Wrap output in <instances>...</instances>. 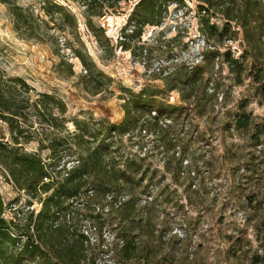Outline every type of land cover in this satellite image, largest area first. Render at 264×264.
I'll use <instances>...</instances> for the list:
<instances>
[{
  "label": "rangeland",
  "instance_id": "1",
  "mask_svg": "<svg viewBox=\"0 0 264 264\" xmlns=\"http://www.w3.org/2000/svg\"><path fill=\"white\" fill-rule=\"evenodd\" d=\"M11 1L49 24L41 27L43 35L28 37L24 30L16 28L10 4L0 1V68L7 78H21L27 83V87L21 88L24 103L28 98L42 108L47 106L46 110L58 120L56 126H44L36 110L30 107L22 143L15 144L10 123L0 116V141L22 152L36 153L49 165L55 161L51 150L41 149L38 140L44 138L49 143L61 139L67 142L63 151L66 155L58 169L65 164L68 168L75 161V156L68 155V148L71 145L76 149L73 135L81 131L76 120L94 133L102 130L105 134L108 125L122 123L125 102L133 93L153 91L156 96L152 108L142 112L144 118L153 117L160 103L177 108L166 115L168 118L162 117L163 128L154 132L139 126L118 132L115 141L120 154L144 158L142 171L148 172V176L139 186L140 191H145L142 204L153 200L156 207L153 213L160 235L156 241L166 245L163 253L167 264H184L188 245L196 260L193 264H246L250 256L245 253L248 247L235 256L240 247L236 238L250 240L251 251L259 246L254 224L247 216L252 211L250 196L261 184L257 174L244 167L252 161L247 138L229 125L242 102L248 103L247 110L260 118L264 117V104L249 77L238 84L222 55L231 50L238 58L246 51V64L251 65L256 50L264 60V30L258 27L261 13L264 14V0L256 4L258 22L251 17L248 25L252 35L258 37L261 33V42L249 43L236 20L221 41L209 43L201 30V21L210 16L212 23L222 27L227 21L224 13L212 12L207 6L201 8L205 4L199 0H163L167 10L162 25H145L141 39L134 38L128 49L121 44L126 39L123 28L140 0H92L90 5L84 0H50L61 7L54 10L53 18L44 9L49 0ZM66 12L75 15L76 25ZM86 14L97 33L102 35L99 28H103L102 42L89 27ZM131 32L132 29L126 31ZM216 50L221 53L219 57L205 58ZM79 53L92 64L90 72ZM180 70L199 79L194 91L178 83ZM174 155L177 162L186 157L184 165L187 161L197 165L192 168L196 172L194 178L189 179L186 173L175 181L166 172V162ZM2 166L0 193L6 206L4 216L10 220L18 209L29 208L30 197ZM154 170L158 176L151 180ZM190 183H194L191 189ZM41 207L38 200L30 206L36 212ZM80 224L86 229L85 223ZM105 237L107 243L113 241L109 232ZM106 259L110 260L107 254L99 258L102 262ZM171 259L174 261L170 262Z\"/></svg>",
  "mask_w": 264,
  "mask_h": 264
},
{
  "label": "trees",
  "instance_id": "2",
  "mask_svg": "<svg viewBox=\"0 0 264 264\" xmlns=\"http://www.w3.org/2000/svg\"><path fill=\"white\" fill-rule=\"evenodd\" d=\"M0 1L10 4L18 30H24V34L33 38L44 34L41 27L47 26L49 21L37 16L30 9L12 3L11 0ZM199 1L205 4L201 8L207 6L206 8L212 12L221 11L227 20L222 27L212 23L210 16L201 21V30L209 43L211 40L221 41L229 30L227 28L230 27L231 22L236 20L244 29L249 43L261 42L263 38L260 36L261 33L257 37L250 33L253 30L248 29L251 17L258 22V18L256 19V15L259 16L256 5L258 0H241V5H239L240 0ZM84 2L90 5L92 0H84ZM48 3L44 7L45 12L53 18L54 10L59 11L61 7L50 0ZM166 10V1L140 0L123 28V36L126 39L122 40L121 44L127 49L130 48L134 38L141 39L142 30L147 24L161 26L163 13ZM66 13L76 25L75 15ZM261 14L262 21L260 18L261 25L258 27L263 32L264 14ZM86 18L89 27L94 29L102 42L103 28H99L102 32L100 35L92 26L88 14ZM129 29H132V32L126 33ZM253 49L256 47L254 46ZM245 52L237 58L231 50H228L223 53V60L238 84L244 82L245 76L252 80L256 85V95L264 104V60L255 50L253 53L255 62L247 65ZM220 54L218 50L211 51L205 58L219 57ZM77 55L90 72L92 64L88 63L87 56L83 53ZM177 80L179 84L185 86L184 88L190 87L191 91L195 90L199 82V79L194 78V75L187 70H180ZM22 87H27L23 79L7 78L0 68V116L10 123L15 144L22 143L21 138L27 130L24 125L29 117L27 110L30 107L36 110L44 126L48 124L56 126L58 120L48 109L46 110L47 106L42 108L40 103H31L28 98L24 103ZM47 96L53 99L52 96ZM153 96H156V93L148 90L133 93L132 98L125 102L126 115L122 123L108 125L105 134L102 130L99 134L94 133L88 128L89 126L83 127L81 122L76 120L75 123L81 131L73 135L76 149L71 145L68 148L70 150L68 155L75 156L74 164L68 168L65 164L58 169L61 158L66 155L63 151L67 142L65 144L61 139H52L49 143H45L44 138L38 140L41 149L51 150V157H54L55 161L49 165L36 153L22 152L19 148L10 147L0 141V163L7 168L18 188L25 190L30 197L29 208L18 209L9 220L4 216L6 206L0 193V264L168 263L163 253L166 245L156 241L160 235H157L153 213L156 207L153 205V200H147L144 205L142 204L145 191H140L139 186L148 176V172L142 171L145 165L144 158L126 156V152L120 154L115 141L118 132L133 130L139 126L143 130L148 127L149 131L154 132L163 128L162 117L168 118L169 116L166 115L172 114L177 108L160 103L151 119L144 118L142 112L152 108ZM247 106L248 103L244 102L239 105V111L232 114V122L229 126L230 129L240 131L247 138L252 161L244 167L257 174L255 176L259 177L261 184L254 196H250L252 211L247 216V219L254 224L259 246L251 251L253 248L251 241L239 236L236 241L240 247L236 250L235 256L236 253H243L248 247L249 251L246 250L245 253L250 256L246 264H264V117L255 116L247 110ZM63 107L62 112L65 110ZM173 140L175 141L172 139V142ZM185 158L182 157L177 162L178 157L174 155L166 162V172H170L175 181H179L186 173L189 179L196 175L192 168H197V165L191 161H187L184 165ZM157 176L158 171L154 170L151 180ZM192 184L194 183L189 184L190 189L193 187ZM35 200L42 203L38 212L30 208ZM80 222L85 223L86 229ZM106 232L113 236V241L110 243L106 241ZM185 233L188 238L187 229ZM229 238L232 240L233 237L230 235ZM185 248H187L186 258H183L182 262L193 264L196 260L190 253V245ZM106 254L110 260L100 261V256Z\"/></svg>",
  "mask_w": 264,
  "mask_h": 264
},
{
  "label": "built area",
  "instance_id": "3",
  "mask_svg": "<svg viewBox=\"0 0 264 264\" xmlns=\"http://www.w3.org/2000/svg\"><path fill=\"white\" fill-rule=\"evenodd\" d=\"M0 120H1V117H0ZM0 167H3L1 163H0Z\"/></svg>",
  "mask_w": 264,
  "mask_h": 264
}]
</instances>
